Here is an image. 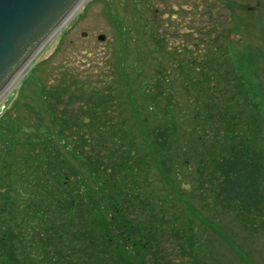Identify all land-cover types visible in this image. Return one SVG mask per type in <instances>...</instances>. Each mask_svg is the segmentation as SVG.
Wrapping results in <instances>:
<instances>
[{
	"label": "trees",
	"instance_id": "1",
	"mask_svg": "<svg viewBox=\"0 0 264 264\" xmlns=\"http://www.w3.org/2000/svg\"><path fill=\"white\" fill-rule=\"evenodd\" d=\"M176 74L183 81L184 71ZM160 83H154L157 92L150 96L152 116H142L143 107L129 108L125 101L127 114L118 118L107 100L110 82L68 84L57 96L67 97L56 109L46 105L39 111L33 130L23 129V121H8L17 99L5 107L0 118V264H185L165 252L161 242L170 239L164 231L178 239V252L190 264H204L192 235L171 227L180 220L163 215V205L181 206L178 175L184 174L177 167L186 163L180 156L189 153L180 150L185 131L177 127V140L168 114L174 109L171 97L163 95ZM223 94L208 103L200 96V108L216 127L203 131L212 140L211 159L195 168L196 181L189 183H200L201 189H191V196L233 209L244 219L264 208V130L247 98L240 102ZM177 100L176 112L185 115V103ZM200 108L191 111L200 113Z\"/></svg>",
	"mask_w": 264,
	"mask_h": 264
},
{
	"label": "rangeland",
	"instance_id": "2",
	"mask_svg": "<svg viewBox=\"0 0 264 264\" xmlns=\"http://www.w3.org/2000/svg\"><path fill=\"white\" fill-rule=\"evenodd\" d=\"M256 1L262 7L251 9ZM263 6L264 0L87 1L0 96V118L5 107L17 101L19 108L16 105L8 111V121H23L27 131L37 129L39 111L46 105L56 109L67 97H57L63 88L79 82L86 87L110 82L112 93L107 100L113 103L118 118L127 114L125 101L129 108L143 107L142 116H152L150 96L157 92L154 83L161 81L159 89L163 95L169 94L168 104L174 108L168 114L177 140V127L185 131L178 145L189 153L188 158L180 156L186 163L177 167L184 174L178 175L181 206L169 202L163 205V215L180 220L171 227H182L192 235L204 264H264V208L246 213L243 219L233 209L213 206L199 197L192 200L191 189L198 192L201 188L200 183H189L196 181L195 168L211 159L208 148L212 140L203 131L216 127L200 108V96L208 99L205 103L213 97L216 101L218 94L224 98L223 92L240 102L247 98L253 109L249 110L257 111L264 130ZM100 35L103 40L98 39ZM177 70L184 71L181 82ZM177 99L185 103V115L176 112ZM196 107L200 113L191 111ZM173 168L176 171V165ZM164 235L170 239L161 242L169 257L190 264L187 255L178 252L174 241L178 239L168 231Z\"/></svg>",
	"mask_w": 264,
	"mask_h": 264
},
{
	"label": "water",
	"instance_id": "3",
	"mask_svg": "<svg viewBox=\"0 0 264 264\" xmlns=\"http://www.w3.org/2000/svg\"><path fill=\"white\" fill-rule=\"evenodd\" d=\"M91 1V0H86ZM84 0H0V94ZM104 39V35L98 37Z\"/></svg>",
	"mask_w": 264,
	"mask_h": 264
},
{
	"label": "bare ground",
	"instance_id": "4",
	"mask_svg": "<svg viewBox=\"0 0 264 264\" xmlns=\"http://www.w3.org/2000/svg\"><path fill=\"white\" fill-rule=\"evenodd\" d=\"M85 1H86V0H84V2H85ZM77 11H78V10H77ZM76 13H77V12H75V14H76ZM75 14H74V15H75ZM72 17H73V16H72ZM57 34H58V33H57ZM52 39H53V38H52ZM22 71H23V70L21 69V70H20V71L14 76V78L10 81V84H9V85L13 84L14 81H16L18 78H20V76H21V74H22ZM17 84H18V83H17ZM9 85H8V86H9ZM3 94H4V93H1L0 96H2ZM1 99H2V98H1Z\"/></svg>",
	"mask_w": 264,
	"mask_h": 264
},
{
	"label": "flooded vegetation",
	"instance_id": "5",
	"mask_svg": "<svg viewBox=\"0 0 264 264\" xmlns=\"http://www.w3.org/2000/svg\"><path fill=\"white\" fill-rule=\"evenodd\" d=\"M255 3H256V6H251V9L256 8V7L259 9V8L262 7L259 1H256ZM263 7H264V6H263ZM152 19H153V22L155 23L156 20H157V19H156V15H154ZM123 27H124V26H123Z\"/></svg>",
	"mask_w": 264,
	"mask_h": 264
}]
</instances>
